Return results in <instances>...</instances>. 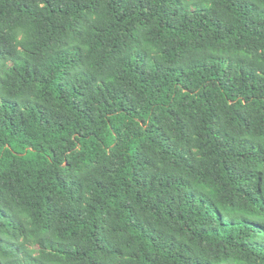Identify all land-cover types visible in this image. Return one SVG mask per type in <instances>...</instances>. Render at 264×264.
<instances>
[{"label":"trees","instance_id":"trees-1","mask_svg":"<svg viewBox=\"0 0 264 264\" xmlns=\"http://www.w3.org/2000/svg\"><path fill=\"white\" fill-rule=\"evenodd\" d=\"M0 264H264V0H0Z\"/></svg>","mask_w":264,"mask_h":264}]
</instances>
